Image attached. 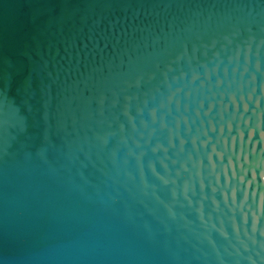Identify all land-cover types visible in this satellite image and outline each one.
<instances>
[{"label": "water", "instance_id": "water-1", "mask_svg": "<svg viewBox=\"0 0 264 264\" xmlns=\"http://www.w3.org/2000/svg\"><path fill=\"white\" fill-rule=\"evenodd\" d=\"M0 264H264V0H0Z\"/></svg>", "mask_w": 264, "mask_h": 264}]
</instances>
